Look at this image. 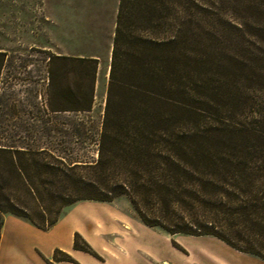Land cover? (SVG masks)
Here are the masks:
<instances>
[{
    "label": "trees",
    "instance_id": "trees-1",
    "mask_svg": "<svg viewBox=\"0 0 264 264\" xmlns=\"http://www.w3.org/2000/svg\"><path fill=\"white\" fill-rule=\"evenodd\" d=\"M224 8L232 18L223 17ZM4 56L0 50V73ZM97 71L96 58L52 53L51 109L89 113ZM263 99L264 0H119L99 156L61 160L68 188L60 207L127 195L149 225L216 235L264 258ZM0 150L39 198V184L52 180L31 177L18 159L25 149ZM14 178L0 181V237L4 212L40 228L54 225L59 212L43 223L11 200ZM79 236L75 246L90 250Z\"/></svg>",
    "mask_w": 264,
    "mask_h": 264
},
{
    "label": "rangeland",
    "instance_id": "rangeland-1",
    "mask_svg": "<svg viewBox=\"0 0 264 264\" xmlns=\"http://www.w3.org/2000/svg\"><path fill=\"white\" fill-rule=\"evenodd\" d=\"M118 3L119 0H0V50L5 51L0 73V146H8L12 150L25 149L24 153L18 154V159L29 168L31 177L52 182L39 184L40 199L37 198L18 181V173L6 164L9 153L1 150L0 181L3 177H15V182L6 192L13 202L34 214L37 220L41 221L43 217L51 220L58 212L60 218L53 229L51 226L38 228L26 217L12 212L2 213L4 222L12 216L7 222L0 264H48L45 256L50 255L52 246L59 243L70 245L74 218L87 231L92 227L91 216L110 219L115 209L102 203L117 205L139 216L127 195H120L112 201L96 199L83 202L86 199H81L83 203L60 207L68 188L61 168L66 163L72 165L80 160L92 162L99 156L97 137L109 78L106 61L99 70L94 107L89 113L79 115L73 111H54L49 104V59L54 52L44 46L53 45L49 36L52 17L63 22L68 30L78 27L103 33L108 38ZM223 11V17L232 18L227 8ZM80 116L87 119L88 130L78 124ZM43 163L59 169L44 172L40 168ZM90 171L75 169V173L90 174ZM3 201L8 203V200ZM155 226L168 232L161 225ZM78 238L79 244L85 246L86 241L80 236ZM192 242L197 247L203 245L217 253L231 252L216 240L195 239ZM162 249L164 252L169 250L166 244ZM57 255L63 256L59 252Z\"/></svg>",
    "mask_w": 264,
    "mask_h": 264
},
{
    "label": "crops",
    "instance_id": "crops-1",
    "mask_svg": "<svg viewBox=\"0 0 264 264\" xmlns=\"http://www.w3.org/2000/svg\"><path fill=\"white\" fill-rule=\"evenodd\" d=\"M116 14L117 11H115L114 19L108 30V38H105L103 33L86 31L78 27L68 30L63 22L52 17L53 25L49 28V36L53 45L46 46L45 44L44 46L57 55L98 59L95 92L100 68L105 61L107 69L110 65ZM95 200L86 199L83 202H94ZM83 202L81 200L73 204ZM102 204L114 207L115 211L110 215V219L103 220L91 216L92 227L87 231L81 222L74 218L70 230V245L64 246L59 243L52 246L50 255L45 256L48 264H166L167 262L170 264H264L263 257L239 250L216 235L168 233L155 225L147 224L140 216L131 214L117 205ZM9 217L2 228L0 256ZM59 219L50 229L54 228ZM142 232L145 234L143 235ZM77 233L89 244L90 250L75 246ZM195 239L216 240L231 252L221 254L203 245L197 247L192 242ZM163 244L168 246V251H163ZM57 252L63 256H58Z\"/></svg>",
    "mask_w": 264,
    "mask_h": 264
},
{
    "label": "bare ground",
    "instance_id": "bare-ground-1",
    "mask_svg": "<svg viewBox=\"0 0 264 264\" xmlns=\"http://www.w3.org/2000/svg\"><path fill=\"white\" fill-rule=\"evenodd\" d=\"M109 66L110 65H108L107 74H109ZM166 264H170V263L167 262Z\"/></svg>",
    "mask_w": 264,
    "mask_h": 264
}]
</instances>
